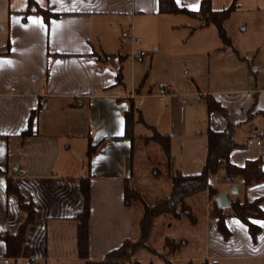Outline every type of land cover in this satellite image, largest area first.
Instances as JSON below:
<instances>
[{"label": "crops", "instance_id": "1", "mask_svg": "<svg viewBox=\"0 0 264 264\" xmlns=\"http://www.w3.org/2000/svg\"><path fill=\"white\" fill-rule=\"evenodd\" d=\"M200 1L175 0L192 11ZM233 1L224 22L231 45L225 46L214 24L199 25L196 14L160 12L158 0H0V264H81L83 177L90 193L89 259L139 239L136 205L125 203L123 189L137 174L141 143L161 149L158 141H143L145 135L168 136V155L161 152L169 172L194 174L206 158L208 130L231 124L237 145L229 161L243 166L260 158L264 169V0L210 5L218 10ZM36 7L57 15L45 20ZM139 51L145 54L136 60L132 54ZM161 86L169 94L157 96ZM207 97L223 111L208 112ZM127 109L133 110L131 137L124 134ZM89 144L95 149L87 157ZM227 176L223 170L209 175L215 194L190 195H201L204 205L196 211L199 220L195 201L187 206L193 220L186 225L201 239L177 240L183 244L170 257L173 264H264V215L251 219L259 226L252 236L230 208L235 199L262 198L264 212V181L245 186ZM9 179L34 210L18 254L7 253L3 236L16 233L27 213L7 192ZM222 193L229 207L217 206ZM216 208L226 235L218 229ZM166 238L160 251L146 241L148 248L134 258L165 264Z\"/></svg>", "mask_w": 264, "mask_h": 264}, {"label": "trees", "instance_id": "2", "mask_svg": "<svg viewBox=\"0 0 264 264\" xmlns=\"http://www.w3.org/2000/svg\"><path fill=\"white\" fill-rule=\"evenodd\" d=\"M29 5L33 0H28ZM234 1L228 6L214 10L211 8L210 0H201L198 10H188L183 6L176 4L175 0H158V8L163 13H184L188 15H197L201 21L199 25L214 24L217 28L218 35L221 38L223 45L230 46V39L226 34L224 22L229 14L235 9ZM31 11L27 8V12ZM35 11L40 12L45 20L50 16H56L55 13H50L48 10L36 7ZM206 105L208 112L212 110L223 111L218 102L212 98H206ZM133 110L127 109L124 112V134L132 136L133 125ZM234 127L229 124L223 130H208L207 132V154L203 163L202 169L194 174H182L179 171H170L169 179L171 182L170 192L154 201L153 203H146L138 194V191L125 183L123 195L125 203L130 204L133 201H139L143 204V214L139 221L141 235L139 239H125L118 246L108 250L104 257L100 260H91L88 256V217H89V185L87 177L80 179V191L83 196V206L77 215V248L81 264H140L134 258L135 252L142 248H148L145 240L149 235L150 228L157 216L162 214H169L172 217H179L180 213H185L191 217V212L185 203L186 197L208 190L211 195L216 193L215 187L208 183V177L223 170L226 175L230 176L232 180L241 179L245 186L253 183L264 181V169L261 166L262 159L248 160L243 166L232 164L229 159L230 150L237 145L233 139ZM153 137L157 139L164 155H168V136L159 133H153ZM95 149V145L89 144L87 148V157H89ZM7 192L17 196L19 206L26 211L27 216L25 221L20 225L19 230L14 234H5L3 239L6 243L7 253L18 254L21 245L24 241V235L27 223L32 221L34 210L32 202H26L19 189L12 182L7 180ZM262 198H256L252 201L246 199H235L231 201V213L244 222L252 236H255L259 230V226L251 221L252 218H262L264 212L260 207ZM217 210V226L223 233L227 234L228 230L225 227L223 214ZM183 244V241H176L172 238H166L164 242L165 252L162 253L165 264H173L170 257ZM134 258V261L132 259ZM213 264V263H211Z\"/></svg>", "mask_w": 264, "mask_h": 264}, {"label": "rangeland", "instance_id": "3", "mask_svg": "<svg viewBox=\"0 0 264 264\" xmlns=\"http://www.w3.org/2000/svg\"><path fill=\"white\" fill-rule=\"evenodd\" d=\"M236 23H237L236 20L233 21L234 25H233L232 33L235 34L238 31H240V28L235 27ZM151 135L150 136L145 135L144 137H142L143 141L150 142L153 140L155 142L157 139L153 137L152 133ZM154 148L159 149V151L157 150L155 155H150L148 158L147 156L149 155L151 149ZM137 152L139 154V166L137 169V174L135 175V178L131 182V186L137 188L140 197L146 203L150 204L166 196L171 189V182L170 179H168L169 177L167 176V174L169 173L168 161L167 158L164 157V155L161 152V149L156 143H149V145H145L144 143H141V148ZM153 169L157 171L158 173L157 175H154L152 173ZM200 196L201 195L197 194L185 199V203L189 207H190V202L195 201L193 205L197 206V209L199 210V211L195 209L193 210L194 212L193 216L195 215L196 217H197L196 211L200 212L204 208L202 200L199 199L201 198ZM133 203L136 205V216H137L136 219L138 225L143 214V206H142L143 204L139 201H133ZM180 215H182L183 218L187 217L186 221H184L183 223H180L177 219H174L169 214H162L159 217H157L150 228L149 235L146 238L145 242L147 241L146 242L147 244L153 246V248L160 251L161 247H163L162 240L163 238L166 237L174 236L171 238H174L175 242L179 240L181 237L187 238L188 240L190 239L191 241H192L191 238L196 240L201 239L197 229L189 228L186 225L188 221L193 220V217L190 218L184 213H180ZM197 220H199V217H197ZM202 264H209V263L205 261Z\"/></svg>", "mask_w": 264, "mask_h": 264}, {"label": "built area", "instance_id": "4", "mask_svg": "<svg viewBox=\"0 0 264 264\" xmlns=\"http://www.w3.org/2000/svg\"><path fill=\"white\" fill-rule=\"evenodd\" d=\"M144 54H145V52L144 51H139V52H136V53H133L132 54V57L134 58V59H136V60H141L142 58H143V56H144ZM263 89H264V84H263V87H262ZM169 88H167V87H165V86H161L159 89H158V91L156 92V95L157 96H164V95H167V94H169ZM76 101H77V103L79 104L80 102H81V98L79 97V96H77L76 97ZM258 142V141H257ZM21 172H24V170L23 169H21ZM226 180H228V181H231L232 179H231V177H226ZM25 264H31V262L29 261V260H27V261H25Z\"/></svg>", "mask_w": 264, "mask_h": 264}, {"label": "water", "instance_id": "5", "mask_svg": "<svg viewBox=\"0 0 264 264\" xmlns=\"http://www.w3.org/2000/svg\"><path fill=\"white\" fill-rule=\"evenodd\" d=\"M232 192H236V187L233 186L231 189ZM216 204L219 208H226L230 206V201L225 193L219 194L215 198Z\"/></svg>", "mask_w": 264, "mask_h": 264}, {"label": "snow or ice", "instance_id": "6", "mask_svg": "<svg viewBox=\"0 0 264 264\" xmlns=\"http://www.w3.org/2000/svg\"><path fill=\"white\" fill-rule=\"evenodd\" d=\"M193 10H195V9H193ZM29 19H35V18H31V17H30ZM53 23H55V22L53 21ZM257 223H259V222H257Z\"/></svg>", "mask_w": 264, "mask_h": 264}]
</instances>
